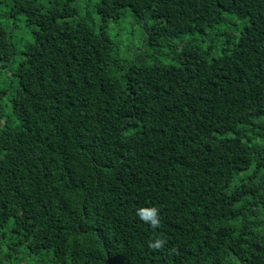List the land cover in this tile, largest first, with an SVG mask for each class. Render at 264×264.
Instances as JSON below:
<instances>
[{
	"label": "trees",
	"instance_id": "16d2710c",
	"mask_svg": "<svg viewBox=\"0 0 264 264\" xmlns=\"http://www.w3.org/2000/svg\"><path fill=\"white\" fill-rule=\"evenodd\" d=\"M0 4V264H264V0Z\"/></svg>",
	"mask_w": 264,
	"mask_h": 264
},
{
	"label": "rangeland",
	"instance_id": "374dc122",
	"mask_svg": "<svg viewBox=\"0 0 264 264\" xmlns=\"http://www.w3.org/2000/svg\"><path fill=\"white\" fill-rule=\"evenodd\" d=\"M9 10L7 7L0 4V18L3 21H11L15 22L16 27L14 29L15 32V40H18L19 38L25 39V37L28 36V27L24 24V20L22 16H16V17H10L8 14ZM144 31L142 25L135 24L134 20L131 16H127L126 18H122L116 23H113L110 27V34L111 36H118L121 39L124 40V44H134L136 46L143 45V38L144 34L142 33ZM131 34H134L131 35ZM209 43V40L206 39L203 42V45H207ZM168 51V49H166ZM160 60L167 63L169 60L164 59V57H161Z\"/></svg>",
	"mask_w": 264,
	"mask_h": 264
},
{
	"label": "clouds",
	"instance_id": "9594fccd",
	"mask_svg": "<svg viewBox=\"0 0 264 264\" xmlns=\"http://www.w3.org/2000/svg\"><path fill=\"white\" fill-rule=\"evenodd\" d=\"M158 209L155 207L151 208H139L137 210L138 217L146 223H150L152 227H159ZM164 243L162 239L157 238L154 244L150 243V247L159 248Z\"/></svg>",
	"mask_w": 264,
	"mask_h": 264
}]
</instances>
